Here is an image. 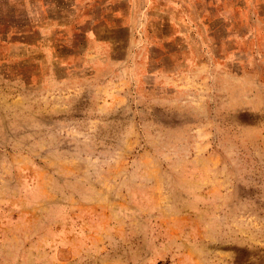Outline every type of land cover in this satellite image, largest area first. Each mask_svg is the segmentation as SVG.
Here are the masks:
<instances>
[{
    "label": "rangeland",
    "instance_id": "obj_1",
    "mask_svg": "<svg viewBox=\"0 0 264 264\" xmlns=\"http://www.w3.org/2000/svg\"><path fill=\"white\" fill-rule=\"evenodd\" d=\"M0 264H264V0H0Z\"/></svg>",
    "mask_w": 264,
    "mask_h": 264
}]
</instances>
